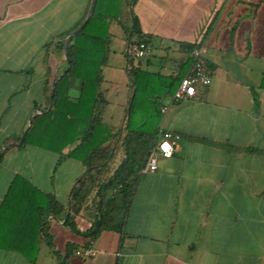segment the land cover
<instances>
[{
	"label": "crops",
	"instance_id": "crops-1",
	"mask_svg": "<svg viewBox=\"0 0 264 264\" xmlns=\"http://www.w3.org/2000/svg\"><path fill=\"white\" fill-rule=\"evenodd\" d=\"M91 4L0 0V264H264V156L237 150H264V0H136L124 12L151 38L148 64L158 47L180 53L168 75L186 72V46L204 44L213 78L191 99L165 100L159 128L179 134L174 153L140 173L122 231L91 240L83 234L90 212L74 217L77 229L67 224L71 191L87 168L57 141L58 128L40 118L27 142L3 150L50 110V85L66 60L57 38L86 20ZM111 25L112 54L125 62L119 76L130 34ZM107 90L104 115L120 125L129 97L112 110ZM83 245L96 255H77Z\"/></svg>",
	"mask_w": 264,
	"mask_h": 264
},
{
	"label": "trees",
	"instance_id": "trees-1",
	"mask_svg": "<svg viewBox=\"0 0 264 264\" xmlns=\"http://www.w3.org/2000/svg\"><path fill=\"white\" fill-rule=\"evenodd\" d=\"M135 1L125 0L127 6L123 9L124 0H97L94 13L68 46L70 66L65 60L64 67L57 74L68 69L56 83L52 108L47 111L46 106L43 115L34 117L23 142L30 139L37 127V120L43 118L44 127L58 128V142L73 146L69 155L84 158L87 170L77 179L71 191L70 214L66 222L77 229L74 217L82 212H90L92 225L83 234L91 240L97 239L104 230H123L141 170L160 139L161 108L165 100L173 95L185 73L184 70L177 75L166 76L148 72L142 67L143 59H137V65L133 66V58L128 57L126 70L134 89L123 122L113 125L103 120L107 100L102 90V67L111 53L110 23L114 19L120 20L127 9L130 11L133 8ZM131 17L130 37L150 42V36L140 29L137 16L131 14ZM84 21L57 38L62 54L67 36ZM195 45L186 47L190 51ZM74 81L79 83L76 95L72 94ZM154 85L161 88L153 89ZM139 91H142V97ZM150 92H156L155 97L152 98L153 94L148 96ZM188 138L203 140L197 136ZM237 150L253 151L264 156L261 149ZM120 151L123 157L118 160ZM61 264L68 262L63 260Z\"/></svg>",
	"mask_w": 264,
	"mask_h": 264
},
{
	"label": "built area",
	"instance_id": "built-area-1",
	"mask_svg": "<svg viewBox=\"0 0 264 264\" xmlns=\"http://www.w3.org/2000/svg\"><path fill=\"white\" fill-rule=\"evenodd\" d=\"M153 50V44L145 40L129 41L127 45L128 57L136 59L147 58ZM208 48L204 44H196L190 50L191 63L181 78L178 87L171 96V102L177 103L194 97L199 87L209 86L212 83V74L207 65ZM168 106H163L162 111L166 112ZM179 134L169 131L160 130V139L156 148L148 157L141 172L155 171L158 168V159L160 156L171 157L174 153L173 139L178 138ZM77 255L83 257H92L96 255V250L81 246L77 251Z\"/></svg>",
	"mask_w": 264,
	"mask_h": 264
},
{
	"label": "rangeland",
	"instance_id": "rangeland-1",
	"mask_svg": "<svg viewBox=\"0 0 264 264\" xmlns=\"http://www.w3.org/2000/svg\"><path fill=\"white\" fill-rule=\"evenodd\" d=\"M127 6V5H126ZM125 6V0H124V8L126 9ZM116 20V19H115ZM113 21V20H112ZM111 21V23H112ZM118 23H120V25L125 29V31L127 32L126 34H130L129 31V27H131V17L128 14H124V16L122 15V17L120 18V20L118 21ZM110 23V24H111ZM110 28H112V25L110 26ZM109 28V32H110V38H111V43L113 41L114 46L117 43L116 38H114L111 34V30ZM128 36V35H127ZM136 40L134 37H130L129 36V41H134ZM114 49V47H111V53L109 54L108 60L106 62V64L102 67V74L104 77V81L102 84V90L103 88H107V98L109 99V108L116 109L119 104L123 103L124 100H127L129 97V101L131 99V95L133 93V86H132V81L130 79L129 74L127 73V71L125 70V68L123 69V71L121 72V74L118 76V65H124V58L121 55L119 58L118 54L117 55H113L112 54V50ZM180 53L176 52V51H170V52H164L163 50H161L160 48L156 47L154 50V56L153 59L151 60V63L148 64L147 63V58L143 59L142 62V67L148 71V72H155V73H160L163 75L168 76L167 73H170L172 71V69L170 68V62L173 61L174 57H179ZM133 58V57H131ZM164 58V62H161L160 60ZM123 59V60H122ZM138 60L136 58L132 59V64L133 66L137 65ZM157 75V74H156ZM124 77L128 80V84H122V79H124ZM147 77V76H145ZM121 83V84H120ZM160 85H154L153 89H160ZM152 98L153 96L156 94L155 93H148V96H151ZM139 96L142 97V91H139ZM155 97V96H154ZM155 99V98H154ZM158 101L162 100V99H157ZM159 106V105H158ZM159 109V108H158ZM118 110V109H117ZM103 116V120L116 125V121H118V116H113V117H109L107 115H104V113H102ZM43 142H46V140H42ZM116 164H118V161L116 162ZM115 164V165H116Z\"/></svg>",
	"mask_w": 264,
	"mask_h": 264
},
{
	"label": "water",
	"instance_id": "water-1",
	"mask_svg": "<svg viewBox=\"0 0 264 264\" xmlns=\"http://www.w3.org/2000/svg\"><path fill=\"white\" fill-rule=\"evenodd\" d=\"M96 2L97 0H92V4H91V7H90V11L88 13V16L86 18V20L79 26L77 27L74 31H72L66 38V41H65V45H64V55L66 57V60L68 62V65L70 66V58L68 57V46L72 40V38L79 32L82 30V28L85 26L86 24V21L90 18V16L94 13V10H95V6H96ZM68 71V69H66L60 76L56 77L54 80H53V86H52V94H51V100H50V103H49V109L52 108L53 106V96L55 94V88H56V83H57V80L59 77H61L62 75H65L66 72ZM31 122H32V118H31ZM28 132V129L25 130L24 134L22 135V137L20 138V140L18 142H14V143H9L7 144L6 146H4L3 150H6V149H9L10 147H13L15 145H20L23 143L24 139H25V136Z\"/></svg>",
	"mask_w": 264,
	"mask_h": 264
}]
</instances>
